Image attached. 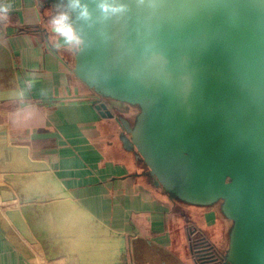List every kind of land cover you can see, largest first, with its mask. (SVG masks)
I'll return each mask as SVG.
<instances>
[{
  "label": "water",
  "instance_id": "95a60500",
  "mask_svg": "<svg viewBox=\"0 0 264 264\" xmlns=\"http://www.w3.org/2000/svg\"><path fill=\"white\" fill-rule=\"evenodd\" d=\"M104 0L70 9L83 38L73 71L123 119L155 184L231 222L223 264H264V0ZM216 206V207H217Z\"/></svg>",
  "mask_w": 264,
  "mask_h": 264
},
{
  "label": "crops",
  "instance_id": "0c3cea01",
  "mask_svg": "<svg viewBox=\"0 0 264 264\" xmlns=\"http://www.w3.org/2000/svg\"><path fill=\"white\" fill-rule=\"evenodd\" d=\"M0 4V264H197L189 227L203 230L176 216L191 205L155 184L126 143L129 109L109 101L115 116L99 113L76 51L51 30L69 7Z\"/></svg>",
  "mask_w": 264,
  "mask_h": 264
},
{
  "label": "clouds",
  "instance_id": "9594fccd",
  "mask_svg": "<svg viewBox=\"0 0 264 264\" xmlns=\"http://www.w3.org/2000/svg\"><path fill=\"white\" fill-rule=\"evenodd\" d=\"M71 7L80 9L79 16L81 19L88 20L91 18L90 13L85 5L80 3V0H71ZM100 10L106 16L108 14H119L126 11L124 5L114 6L107 3L104 0L100 5ZM10 7L0 4V21L7 20ZM51 30L62 38L64 45L68 47L70 51H79L83 47V38L77 33L76 29L71 22L70 16L67 12H60L54 16L50 21ZM60 45L58 44L57 47Z\"/></svg>",
  "mask_w": 264,
  "mask_h": 264
},
{
  "label": "rangeland",
  "instance_id": "374dc122",
  "mask_svg": "<svg viewBox=\"0 0 264 264\" xmlns=\"http://www.w3.org/2000/svg\"><path fill=\"white\" fill-rule=\"evenodd\" d=\"M125 108H128L129 110H125V113L128 115L123 114V117H126L127 121L130 123L134 122V119L136 115L139 113V108L136 106H130L127 104H123ZM119 109H117L118 111ZM122 116V115H121ZM185 203V202H183ZM188 204V203H185ZM217 206V205H216ZM219 206V205H218ZM218 206L214 210H210L207 206H197V205H191L192 208H189V211L186 213H178L176 216L178 218L187 220L188 223H197L200 224V227L202 228V233L207 234V236L210 239H213L216 243V246L218 247L220 252H225L226 251V246H227V240L229 238V233L224 230V236L223 240H219V235L217 230V223H228V219L221 213V211L218 209ZM209 216L211 218H209ZM205 223V224H203ZM215 223V224H214ZM231 223V222H230Z\"/></svg>",
  "mask_w": 264,
  "mask_h": 264
},
{
  "label": "trees",
  "instance_id": "16d2710c",
  "mask_svg": "<svg viewBox=\"0 0 264 264\" xmlns=\"http://www.w3.org/2000/svg\"><path fill=\"white\" fill-rule=\"evenodd\" d=\"M191 253L197 264H223L225 252H220L218 247L207 238L199 229L189 227Z\"/></svg>",
  "mask_w": 264,
  "mask_h": 264
},
{
  "label": "flooded vegetation",
  "instance_id": "af4514ba",
  "mask_svg": "<svg viewBox=\"0 0 264 264\" xmlns=\"http://www.w3.org/2000/svg\"><path fill=\"white\" fill-rule=\"evenodd\" d=\"M55 1H58V2H60L62 4H65V5H66V2H67V0H55Z\"/></svg>",
  "mask_w": 264,
  "mask_h": 264
}]
</instances>
